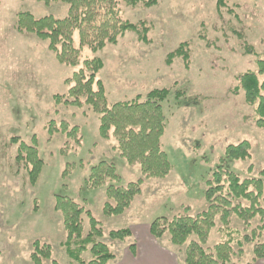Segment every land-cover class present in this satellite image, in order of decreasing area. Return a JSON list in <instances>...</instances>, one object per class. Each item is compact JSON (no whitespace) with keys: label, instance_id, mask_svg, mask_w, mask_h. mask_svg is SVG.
Returning a JSON list of instances; mask_svg holds the SVG:
<instances>
[{"label":"rangeland","instance_id":"obj_1","mask_svg":"<svg viewBox=\"0 0 264 264\" xmlns=\"http://www.w3.org/2000/svg\"><path fill=\"white\" fill-rule=\"evenodd\" d=\"M229 6L237 15L224 10L221 18L216 0H159L150 8L122 3L124 18L151 24L152 43L140 42L137 34L130 31L117 45H107L97 53L83 48L82 61L100 57L104 62L97 79L103 82L110 104L145 96L154 88L171 89L164 103L168 121L162 142L173 165L172 172L166 178L145 179L132 208L123 215L108 216L103 212L106 186L85 185L91 166L101 160L114 163L125 184L142 177L140 167L129 164L113 148V137H100L99 116L90 107L55 101V94H67L66 79L80 66L59 63L47 42L15 29L20 11H30L36 17H65L68 6L60 2L47 6L38 0H0V264H32L30 254L35 240L53 247L52 258L45 264H53V260L81 264L61 246L66 232L62 215L54 208L57 194L83 204L100 222L106 233L102 240L116 255L110 264H126L130 245L138 246L143 232L156 241L159 250L183 264L184 247L173 246L168 235L155 239L149 224L157 217L172 218L183 213L186 207L193 215L205 210L206 181L228 145L248 140L251 158H227V169L243 178L256 177L264 170V128L256 125L253 108L245 103L243 94L231 92L239 74L256 69V57L244 54L242 41L231 26L244 31L255 50L263 53L264 0H229ZM204 30L211 41H216V47H208L199 38ZM74 37L79 46L78 33ZM184 41H192L189 68L181 58L168 65V53ZM179 90L185 92V97L177 101L175 93ZM194 97L206 98L196 105ZM51 120L58 126L62 121L70 127L78 126L79 140L68 141L61 132L49 135ZM34 136L44 167L33 185L29 180L30 166L19 163L17 155L19 144H33ZM257 224L253 221L252 228ZM84 225L87 234L90 224L85 215ZM220 225L217 219L207 246L222 240L217 231ZM232 226L242 230L244 224L234 216ZM126 227L133 231L126 241L112 240L107 235L110 230ZM253 249V244H245L244 255L236 256L234 261H253ZM82 258L88 264L90 251L84 252Z\"/></svg>","mask_w":264,"mask_h":264},{"label":"trees","instance_id":"obj_2","mask_svg":"<svg viewBox=\"0 0 264 264\" xmlns=\"http://www.w3.org/2000/svg\"><path fill=\"white\" fill-rule=\"evenodd\" d=\"M49 6L63 3L68 6L65 17L53 14L36 17L30 11L17 14L15 29L25 35H34L48 43V49L56 60L64 65L78 67L71 77L66 79L69 86L67 94H55L58 104L64 103L75 107H90L99 116V135L101 138L115 140L113 148L131 165H139L142 177L136 181L123 183L116 165L101 160L92 165L85 185L88 188L106 186L107 200L103 212L108 216L127 213L142 193L145 179L166 178L173 169L168 153L164 149L162 138L167 127V115L164 103L171 95L169 88H154L145 96L137 95L126 101L110 104L103 82L97 74L104 67L100 57L81 60L83 48L93 53L103 50L107 45H117L127 32H135L140 42L151 44L149 37L151 24L146 20L131 22L122 14V3L131 7L150 8L159 0H38ZM217 13L223 17V11L237 15L229 6V0H216ZM203 28L206 27L203 25ZM206 30L199 33V38L208 47H216ZM242 41L245 55L256 57V69L247 70L236 77L238 84L231 90L232 94H243L245 103L253 108L255 123L264 128V52L258 53L249 43L247 34L232 29ZM79 35V46L75 34ZM192 41H184L168 53L166 63L171 65L175 58L183 59L189 68L192 57ZM83 63V64H81ZM185 97V92L175 93L177 101ZM206 97H194V103L200 105ZM57 132L65 134L68 141H78L79 127H70L66 121L58 126L51 120L49 135ZM33 144L21 142L17 161L30 166L29 180L36 184L44 167V160L39 150V142L34 136ZM16 141V140H13ZM247 160L251 158V144L248 140L228 145L218 166L206 181L205 199L207 208L195 215L186 207L183 213L172 218L165 216L155 218L149 224L150 234L155 239L169 236V241L177 248L184 247L183 264H242L234 261L236 256L244 255L245 244H253L254 259L246 264H256L264 259V170L256 177L243 178L239 173L225 167L226 159ZM67 174L70 165L67 166ZM55 210L63 218L66 237L61 246L74 261L85 264L82 255L90 251L88 264H110L116 259L107 243L102 238L106 235L100 222L86 207L66 195H55ZM84 215L88 217L90 229L84 234ZM236 216L243 221L244 227L232 226ZM221 223L217 231L222 240L213 246H207L211 232ZM258 224L252 228V222ZM251 228V230H250ZM112 240L126 241L133 236L130 227L113 229L107 233ZM30 254L32 264H45L52 258L51 244L35 240ZM136 244L130 245L134 251ZM53 264H59L53 260Z\"/></svg>","mask_w":264,"mask_h":264},{"label":"crops","instance_id":"obj_3","mask_svg":"<svg viewBox=\"0 0 264 264\" xmlns=\"http://www.w3.org/2000/svg\"><path fill=\"white\" fill-rule=\"evenodd\" d=\"M143 233L140 244L127 254L126 264H180L172 255L159 250L151 236ZM256 264H264V259L258 260Z\"/></svg>","mask_w":264,"mask_h":264}]
</instances>
